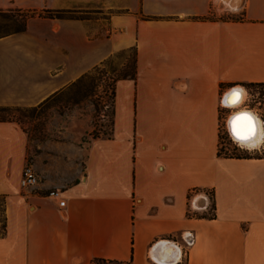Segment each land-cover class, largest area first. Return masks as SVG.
Listing matches in <instances>:
<instances>
[{
	"label": "crops",
	"instance_id": "0c3cea01",
	"mask_svg": "<svg viewBox=\"0 0 264 264\" xmlns=\"http://www.w3.org/2000/svg\"><path fill=\"white\" fill-rule=\"evenodd\" d=\"M88 1L0 0L33 11L0 36V106H40L119 52L136 62L114 82L110 133L85 148L45 140L30 154L20 123L0 120V264H264L263 145L218 153L222 97L264 82V0H103L104 34L45 13ZM28 159L39 182L24 188ZM193 190L212 193L211 216L188 214Z\"/></svg>",
	"mask_w": 264,
	"mask_h": 264
},
{
	"label": "rangeland",
	"instance_id": "374dc122",
	"mask_svg": "<svg viewBox=\"0 0 264 264\" xmlns=\"http://www.w3.org/2000/svg\"><path fill=\"white\" fill-rule=\"evenodd\" d=\"M12 9L11 12H0V32L22 27L26 17L30 13L33 14V11ZM108 12L103 0H91L76 3L73 9H49L45 13L59 17H91L94 22L91 25L98 30L96 32L104 34L109 27ZM133 57V49L116 53L104 62L91 67L66 89L45 99L42 105L36 108H11L3 113V116L15 119L27 132L30 154L45 140L74 141L85 148L92 137L110 133L114 82L118 76L132 71ZM246 89L253 94L244 93L243 101L237 108L253 109L264 120V85H251ZM237 108L232 110L220 107L219 143L227 146L230 155H248L257 152L258 149L238 147L228 134L226 119ZM262 145L261 150L264 152V143ZM196 213L212 214V209L197 210ZM3 221L4 196L0 195V231ZM93 264L122 263L95 261Z\"/></svg>",
	"mask_w": 264,
	"mask_h": 264
},
{
	"label": "built area",
	"instance_id": "2783aa9c",
	"mask_svg": "<svg viewBox=\"0 0 264 264\" xmlns=\"http://www.w3.org/2000/svg\"><path fill=\"white\" fill-rule=\"evenodd\" d=\"M244 90H245V94H249V95L253 94L248 89H244ZM223 97H222V101L220 102V107H225L228 109L237 108V107L227 106L229 104H227V103L225 104L223 102ZM261 120H262V125L264 127V120L262 118H261ZM227 131H228V129H227ZM228 134H229L230 138L232 139V141L235 143V145H237L240 148L245 147L247 149H258V146H262V144L264 143V139H263V141L258 146L249 148V146L243 145V144L239 143L238 141H236L229 131H228ZM218 153L223 154V155H230V154H228L227 146H224L223 143H219ZM38 182H39V174L36 171V169L34 168L30 159H28V160H26V162L24 163L23 168H22L21 177H20V185L24 188H29V187L35 186ZM192 194H193V196L192 197L190 196V203L188 205V214L195 213L197 210H209V209H212V213H213V208L211 207L212 193L209 190H205L204 192H200L198 190H193ZM198 194L203 199V202L200 205L196 204V202H195V197ZM48 195L51 196L52 198L57 199L58 204L60 206L64 205L65 199H64V197H62V190L60 188L50 189L48 192ZM194 241H195V232L193 230H188L186 232V235L183 236V243L181 245V256L187 255L188 248L194 243Z\"/></svg>",
	"mask_w": 264,
	"mask_h": 264
},
{
	"label": "bare ground",
	"instance_id": "6f19581e",
	"mask_svg": "<svg viewBox=\"0 0 264 264\" xmlns=\"http://www.w3.org/2000/svg\"><path fill=\"white\" fill-rule=\"evenodd\" d=\"M235 94H238L235 97L236 102L232 103L233 94L228 96L227 102H229L227 106L229 107H238L240 103L243 101L244 92L241 87L234 88ZM233 92V91H232ZM226 104V103H225ZM247 117V119H244ZM234 118L231 122V119ZM240 118V119H237ZM251 125L252 128V135L248 139H238L236 135H232L233 138L238 141L239 143L249 146V147H256L258 146L264 139V127L262 125V121L260 117L252 110L247 108H237L236 110L232 111L229 117L226 119V126L228 131L230 129L234 130V128L240 130L241 132H245L248 126ZM230 132V131H229Z\"/></svg>",
	"mask_w": 264,
	"mask_h": 264
},
{
	"label": "trees",
	"instance_id": "16d2710c",
	"mask_svg": "<svg viewBox=\"0 0 264 264\" xmlns=\"http://www.w3.org/2000/svg\"><path fill=\"white\" fill-rule=\"evenodd\" d=\"M19 10V8L17 9ZM11 12L13 11V9H0V12ZM13 15V14H12ZM15 15V14H14ZM24 27V22L22 24V27L20 28H17V29H13V30H10V31H15V30H19V29H22ZM10 31H4V32H0V36L1 35H4ZM134 53H135V50H134ZM135 54H134V57H133V69L130 73H127V74H130L131 76H133L134 74V71H135ZM125 74V75H127ZM246 86H251V85H264V82H246L244 83ZM12 107H9V106H0V120H11L12 118H8V117H4L3 116V113L7 112L9 109H11ZM30 108H36V107H30ZM12 120H15V119H12ZM39 151V147H37L33 153H36ZM211 207L214 208V202H213V197H211ZM203 215H206V216H211L212 214H206V213H202ZM5 231V214H4V221H3V224H2V229L0 231V235H2ZM95 261H98V262H116V263H122V264H130L129 261H122V260H116V259H109V258H103V257H95L92 259V262L91 264H93Z\"/></svg>",
	"mask_w": 264,
	"mask_h": 264
},
{
	"label": "snow or ice",
	"instance_id": "6c2138e0",
	"mask_svg": "<svg viewBox=\"0 0 264 264\" xmlns=\"http://www.w3.org/2000/svg\"><path fill=\"white\" fill-rule=\"evenodd\" d=\"M238 94H233V99H232V103L236 102L235 97H237ZM240 119V118H237ZM244 119H247V117H244ZM234 134L237 136L238 139H248L253 133H252V128L251 125L248 126L247 130L245 132H241L240 130L234 128Z\"/></svg>",
	"mask_w": 264,
	"mask_h": 264
},
{
	"label": "water",
	"instance_id": "95a60500",
	"mask_svg": "<svg viewBox=\"0 0 264 264\" xmlns=\"http://www.w3.org/2000/svg\"><path fill=\"white\" fill-rule=\"evenodd\" d=\"M234 90H236V89H233L232 91H234ZM227 99H228V93L223 97V102L228 104L229 102H227ZM233 119H234V118L231 119V122H233V121H232ZM229 131H230V133H231L232 135H235V134H234V131H233L232 129H230Z\"/></svg>",
	"mask_w": 264,
	"mask_h": 264
}]
</instances>
